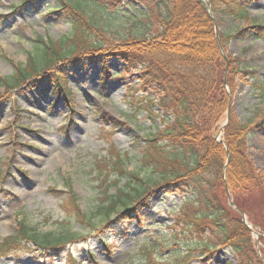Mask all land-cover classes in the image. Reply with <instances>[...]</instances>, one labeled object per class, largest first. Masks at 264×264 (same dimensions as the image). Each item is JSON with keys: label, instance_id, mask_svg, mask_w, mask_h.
<instances>
[{"label": "rangeland", "instance_id": "1", "mask_svg": "<svg viewBox=\"0 0 264 264\" xmlns=\"http://www.w3.org/2000/svg\"><path fill=\"white\" fill-rule=\"evenodd\" d=\"M21 1L0 0V174L5 175L0 181V264H72L69 253L77 264H177L175 256H184L186 247L195 243L187 233L170 228L173 212L179 208L186 192L177 190L167 196L160 188L148 193L149 197L139 204L140 210L148 214L146 217L115 225L102 236L101 242L94 237L87 244L76 243L63 252L42 253L31 245L25 252L2 254V249L6 248L1 246L3 239L8 237L16 242L17 226L22 218L39 233L68 231L78 235L74 239L87 234L88 218L68 216V197L72 195L77 200V208L89 216V210L95 211L105 197L100 186H111L108 194L112 195L126 182L122 175L114 184L117 169L138 171L145 138L150 132L162 129V116H166L156 103L158 97L154 91L147 85H139L140 70L123 79L111 78L110 74L119 72L123 66L121 59L112 56L107 57L109 70L105 71L108 76L104 84L98 81L99 67H91L87 73L80 70V66H65L67 75L74 69L64 87L74 103L72 108L67 106L64 92L56 97L50 94L52 85L48 75L32 90L23 86L7 89L14 74H18L16 68L27 65L29 54L35 53V46L40 44L37 37L54 41L70 31L69 17L54 9L56 0ZM126 2L129 1L121 4L116 16H124L123 11H137V3L128 5ZM243 4L249 16L264 25V0L243 1ZM220 8L217 10L222 11ZM214 17L219 30L233 35L228 51L242 59L243 67L249 72L244 79L237 75L236 90L227 97L226 110L251 125L241 148L250 166L262 172L264 95L256 91L255 84L262 86L264 81V43L255 40L249 32L243 36L236 34L238 28L244 27L241 18L221 12H216ZM184 42L198 45L193 37ZM150 98L154 101V105L148 106L152 110L151 117L141 107ZM13 107L17 110L13 111ZM67 114L75 124L63 136L64 131L58 126ZM105 114L109 122L102 124L101 116ZM74 128L82 132L75 134ZM48 135L53 142L43 139ZM222 139L223 136H219L218 140ZM115 152L120 156L119 165L112 162ZM5 161H9V165ZM4 168L9 169L7 173ZM223 181L227 203H233L236 208L243 205L249 213L260 215L263 210L256 207V201L261 202L263 188L249 193L238 188L239 184L230 185L225 178ZM159 204V211L153 213L156 210L151 209ZM258 207L264 208V205ZM117 220L119 217L112 221ZM101 221V218L91 219L89 224L96 228L101 226ZM157 223L162 227H157ZM139 227L147 229L140 231ZM251 236L258 255L252 264H264V234L252 233ZM105 243L109 244L108 250ZM191 263L240 264V261L230 248L217 246L210 251L191 253L183 264Z\"/></svg>", "mask_w": 264, "mask_h": 264}, {"label": "trees", "instance_id": "2", "mask_svg": "<svg viewBox=\"0 0 264 264\" xmlns=\"http://www.w3.org/2000/svg\"><path fill=\"white\" fill-rule=\"evenodd\" d=\"M124 1L56 0V7L70 18L69 33L54 41L39 38L35 53L29 56L27 65L16 68L18 74H14L11 82L12 86L26 85L51 68L53 81L60 82L62 63L75 59L104 62V56L115 55L133 69L139 68L141 84L154 91L158 96L157 105L167 115L163 116L162 129L150 132L145 138L138 171L117 169V176L124 175L126 182L114 194L105 193V199L95 211L89 210V216L68 197V214L73 218L87 215L88 223L97 218L108 221L113 214L137 211L146 195L157 187L165 192L190 191V196L174 214L170 228L187 233L195 243L186 247L184 256H175L177 264H183L195 251L205 252L217 246H228L240 264H252L257 258L252 236L225 200L223 173L228 184H239V187L233 186L251 193L264 189V170L258 172L250 166L241 145L251 125L238 120L233 112L222 129L229 152L223 169L226 151L214 136L225 119L228 98L222 84L225 63L212 22L197 0H127L128 5L132 2L139 5L137 11H123L124 16H116ZM209 1L214 13L221 12L245 22L244 27L236 30L237 35L249 32L264 42V25L249 16L243 5L246 0ZM218 7L223 10H217ZM218 34L229 62L227 83L234 93L237 75L244 79L249 72L243 67L242 59L228 51L233 35L221 30ZM190 37L198 45L184 42ZM261 83L262 86L254 84L264 95V81ZM153 103L150 98L141 104L150 117L152 110L148 106ZM119 162L117 155L113 163L119 165ZM100 187L107 189V186ZM260 204L264 205V196L261 202L256 201V207L263 210L258 216L249 213L243 205L238 206L248 221L264 232V208L258 207ZM19 224L21 238L41 246L62 244L76 236L68 231L39 233L23 220ZM12 243L5 242L2 246Z\"/></svg>", "mask_w": 264, "mask_h": 264}, {"label": "water", "instance_id": "3", "mask_svg": "<svg viewBox=\"0 0 264 264\" xmlns=\"http://www.w3.org/2000/svg\"><path fill=\"white\" fill-rule=\"evenodd\" d=\"M200 2V4L203 6V8L209 13V16L213 19L212 17V12L210 10V6L207 4L206 0H198ZM218 38V37H217ZM224 83H225V78H224ZM227 113H229V111H227ZM217 137V136H216ZM244 218V215H243ZM242 221H244V219H242Z\"/></svg>", "mask_w": 264, "mask_h": 264}, {"label": "bare ground", "instance_id": "4", "mask_svg": "<svg viewBox=\"0 0 264 264\" xmlns=\"http://www.w3.org/2000/svg\"><path fill=\"white\" fill-rule=\"evenodd\" d=\"M0 114H1V113H0ZM75 131H76L77 133H80L79 129H75ZM45 139H46L47 142H52V137H51L50 135H49V136H46ZM5 224H6V223H5Z\"/></svg>", "mask_w": 264, "mask_h": 264}]
</instances>
